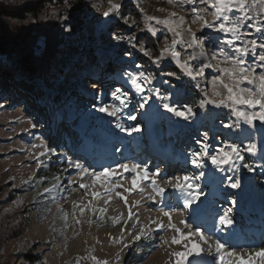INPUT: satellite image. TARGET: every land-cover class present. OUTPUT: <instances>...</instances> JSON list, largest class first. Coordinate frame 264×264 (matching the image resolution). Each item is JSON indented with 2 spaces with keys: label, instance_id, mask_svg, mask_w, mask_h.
<instances>
[{
  "label": "rangeland",
  "instance_id": "rangeland-1",
  "mask_svg": "<svg viewBox=\"0 0 264 264\" xmlns=\"http://www.w3.org/2000/svg\"><path fill=\"white\" fill-rule=\"evenodd\" d=\"M34 1L0 0V7L13 10ZM113 2H122V18L119 20L103 16V12L108 7V0H70L71 7L66 9L60 6L57 1H54L52 5L45 3L44 10L37 17L43 22L45 19H41V17L46 15L50 17L55 12L59 18L58 34L60 35L57 39L58 53L56 54L59 61L53 62L49 66L52 76L49 78L48 84H44L38 78L31 81L20 79L15 82L0 80V264H77V258H79V264H93L91 259H85V257L90 256H94L98 261L107 262V264H171L168 253L172 250H180L179 246L169 248L166 245H161V239L171 237L172 233L168 231H152L146 238L131 243V238L127 237V233H134L135 230L132 225L120 224L113 226L110 221V218L114 217V210L120 208V204L115 200L118 198L116 190L110 196H105L103 190L97 186V189L101 191V196L92 203L96 208L107 209L102 220H97L96 216L90 212H85L84 216L81 217L78 211L77 218L82 222L76 224L72 219L73 201L87 203L91 200V194L89 192L88 195H85V190L79 188L81 181L77 178L75 169L74 173L76 174H73L71 178H77L78 185L68 183L70 178L68 174L73 171V169L65 171L68 168V163L63 162L65 159L67 162L70 159L69 155L66 156L67 150L64 146V143L69 140L68 135L71 130L75 133L78 132L79 125L82 124L92 125L91 133L94 131L97 137L102 132H108V125L111 122L108 121V125L105 126L106 123L103 124L104 119L97 117L100 112L96 109L106 104L108 106L112 105L115 102L111 98L113 90H109V85L114 84L115 87H123L132 91V86L125 81L123 74L125 71L138 72L139 69L134 67V63L142 64L145 69L154 74L158 71L147 57L136 49H132L127 41H117L113 37L117 35L129 38L135 37L136 39L133 42L137 44V48L140 44H144L152 50L153 56H156L164 47L166 38L170 43L172 33L168 31L167 27L158 25L155 21L150 23L158 29L156 36H152L146 30L142 32L140 29L144 28L146 17L152 16L162 21L168 19L169 13L173 11L177 13V17H185V23L181 28L185 41L188 40V28H191L198 35L200 33V23L192 22V6L190 5L173 7L168 3V0H113ZM195 7L206 9L202 14L209 21L212 20L211 10L207 9L206 5L196 4ZM64 15L69 18L67 20L63 19ZM231 15L234 16L236 13ZM177 17L171 19L176 20ZM46 19L52 21L53 18ZM125 19L128 20V24L124 23ZM133 21H136V23H132ZM247 23H250V21H245V24ZM29 24L31 30L37 28V21H32L29 18L22 22H13L11 25L22 29ZM129 25L131 26L129 27ZM244 31L248 33L245 39H257L259 41L264 37V33H258L255 29L245 27ZM212 34L219 35L217 33ZM37 41L39 44L41 43L40 38ZM177 50L181 51V60L183 61L185 55L183 49L178 45ZM128 51L132 53L131 57L125 55V52ZM188 51H191V49ZM246 59L251 61V55ZM212 63L215 64L216 61H212ZM164 66L167 70L177 73L181 79L159 77L160 80L169 79L170 81L168 85L161 86L162 90H167L170 95H176V98L182 103L186 101L188 105L193 106L194 111L197 113L195 119L185 121L177 118L165 112L159 105V101L155 97H151L150 104L144 110L133 111L132 107L129 106L119 114V122L125 128L138 124L141 128L139 133L129 135L127 132L116 128L117 118H115L114 127L109 131L110 135L108 132V136H105V142L98 143L96 141L95 145L105 147L107 139L111 137H117V140L123 139L127 145L139 144L137 149L139 153H136L137 155L135 154L127 163L142 162L148 168H153L154 171L159 170L165 173L167 166L163 162H160L161 165L158 167L157 162L147 163L146 160H150V156H147V158L142 156V146L148 138L152 140L150 145H155L156 141L161 140V137H166L168 133L171 134L172 139L167 144L170 145L174 158L177 154L180 155L175 158L178 160L183 158V154L199 150L200 144L204 142V132L209 134L207 143L209 144V151L212 153H215L216 149L223 148L225 144L235 142L241 148L244 160L238 162L236 168L224 166L225 170L219 172L208 162L209 164L202 169L205 175L196 181L200 186L197 190L200 199L190 206L194 209H200L204 205L208 207L212 201L216 200L218 203L220 202V207L216 208L215 217L217 215L222 216L231 209L229 215L234 222L241 224L242 221H246L248 225L252 226L262 224L263 228L264 222L260 223L258 219L263 217L259 213L264 215V207H261L260 210L251 207L249 202L253 200L252 198L248 199L246 193L248 191L256 193L259 192V187L264 188V124L257 120L254 122L255 127H249L238 121L229 109H215L210 105L206 106L205 109L195 108V105L203 98V93L195 87L196 82L190 81L188 77L184 76L182 70L171 61L170 57L165 58ZM8 70H10V67L6 66L3 58L0 57V72H7ZM205 71L207 76L199 78V83L201 89H206L208 96H211L212 78L216 73L211 68L205 69ZM75 81L79 83L73 85L72 83ZM9 83L14 85V89H16L15 85L18 83L17 86L24 88L26 93L28 90L30 92L27 93L29 97H32L30 95L32 94L34 97L37 95V97H43L44 99L48 98L51 102L49 104H52L50 105V108L53 109L52 112L58 118L63 117L60 119V124L62 125L63 121H66L65 125L68 127L65 126L63 131L61 130L62 127H59L58 135H50L47 133L48 131H43L44 123L35 120L31 111L27 116L28 110L25 112L27 106L21 104L19 96H11L15 99L14 103L5 98L7 97L5 92ZM188 85H191V87H187ZM54 94L55 96L52 99ZM242 110L255 112L259 109L243 108ZM32 112L37 113L33 110ZM129 114L136 116V120L129 119ZM158 118L161 120V126L155 124V120ZM73 121L76 122L75 125L78 124L77 127L72 126ZM7 122L10 123L8 128L2 126ZM225 123L232 124L233 127L225 128ZM33 124L36 126L33 127ZM237 124L240 126L236 127ZM147 127L152 128V131L156 133L149 132ZM220 136H226L227 138H221ZM85 137L89 138L90 134ZM182 137L186 139L183 141L184 143L190 144L188 149L184 146L181 148L175 142ZM42 142L46 146L58 147L57 155L50 158L40 157L39 154L43 149L33 147V145L39 146ZM113 143L117 145L119 141ZM248 143L256 145L255 155L246 151ZM158 145L164 146L165 144L158 141ZM133 147L132 145L131 148ZM116 151L118 150L116 149ZM112 153L115 154L114 150H112ZM119 153L120 150L116 158H119ZM90 156H92V153ZM35 157L45 161L43 167L53 166L61 173L59 181L56 182L59 184V188L51 194L46 193L42 196H36L34 201L33 197L36 191L39 190L38 185L34 183V177L36 171L42 167L37 169ZM143 158L144 161H142ZM175 159L173 161L177 162ZM244 163L249 164L252 171L243 167ZM188 164V169L179 168L176 171H171L179 175L198 176L201 169L197 171L191 160L188 161ZM30 176L33 177V180L28 184H24L23 181L28 180ZM236 176L241 179V186L238 189H232L227 185ZM88 178L85 176L82 182L90 184L91 181ZM122 183L124 188L130 187L126 180ZM47 187L51 188L52 185ZM43 188L39 191L42 192ZM73 193H76V196ZM105 199L110 202L105 204ZM112 199L115 201L112 202ZM170 200L172 201L171 198ZM258 200L263 202L264 194ZM19 201H23V204H18ZM151 203L148 207H142V210L148 213L147 222L142 223L146 228L151 220L164 219L157 211L158 208L163 207V204ZM245 204H249L246 209L242 207ZM223 206L224 208L221 209ZM129 208H131L135 220L138 217L136 211L138 209L134 208L133 205H123L121 212L123 211L122 213L128 217ZM183 209L174 213V222L178 226V221L182 215L187 221H191V219H188L187 214H183V211L185 212ZM188 209L190 208L188 207ZM209 210L210 212L214 211L212 208H209ZM61 212L68 214V227L66 229L64 221L59 215ZM198 213L200 215V212ZM201 217L203 218V216ZM138 219L141 221L140 217ZM89 220H91V223H88ZM105 223L106 227L101 229V225ZM212 226L211 223L205 228L210 232L213 241H220L219 237L216 236L217 234L220 236V232L211 231ZM215 226L217 228V224ZM122 227L125 231L126 242L130 243V247L126 249H122V245L113 242L114 238L120 236ZM257 231L258 228L256 227L255 232ZM247 232H249V229L244 234ZM255 238L251 237V233L246 237L243 236L238 239L236 237L235 243L240 244L241 247L229 248L235 249L238 255H245L249 251L255 252L261 248L251 247L252 242L258 243ZM65 240H67L66 246ZM220 242L223 243V241ZM117 253H119V259H117ZM205 258L209 261L212 259L207 255V252H205Z\"/></svg>",
  "mask_w": 264,
  "mask_h": 264
},
{
  "label": "snow or ice",
  "instance_id": "snow-or-ice-1",
  "mask_svg": "<svg viewBox=\"0 0 264 264\" xmlns=\"http://www.w3.org/2000/svg\"><path fill=\"white\" fill-rule=\"evenodd\" d=\"M168 3L173 7L192 6V22L201 25L199 35L188 28V40L185 41L181 32L185 17H177V13L173 11L169 13L168 19L162 21L152 16L146 17L144 28L140 29L142 32L146 30L152 36H156L158 29L150 23L155 21L156 24L167 27L168 31L172 33L170 43L166 38L164 47L156 56H153L152 50L144 44H140L137 48V44L133 42L135 37L114 36L113 38L117 41H127L132 49H136L147 57L158 71L154 74L145 69L142 64L134 63V67L139 71H125L123 74L125 81L132 86V91L123 87H115L111 92V98L117 103L101 106L96 111L117 118L116 128L127 132L129 135L139 133L141 128L138 124L125 128L119 122V114L129 106L132 107L133 111L144 110L150 104L151 97H155L159 101V105L165 112L185 121L194 120L197 113L193 106L188 105L186 101L182 103L176 98V95H170L167 90H162L161 86L168 85L170 81L169 79L160 80L159 77L181 79L177 73L165 68V58L170 57L171 61L182 70L183 75L188 77L190 81L196 82V89L203 93V98L195 105V108L205 109L206 106L210 105L215 109H229L238 121L249 127H255L254 122L257 120L264 124V37L259 41L257 39H245L248 33L244 31L246 27L255 29L258 33H264V0H168ZM196 4L206 5L207 9L211 10V21L202 14L206 9L195 7ZM122 6V2L114 3L113 0H108V7L103 12V16L121 19ZM70 7V0H65V8ZM158 10L162 11L163 9ZM232 13H236V15L233 16ZM172 17H177V19L173 20ZM46 18H56L55 12L50 17L47 15L41 17V19ZM68 18L67 15L63 16L65 20ZM245 21H250V23L245 24ZM124 23L128 24V20L125 19ZM132 23H136V21ZM205 30L210 31L206 32ZM178 45L185 54L183 61L181 60V51L177 50ZM189 49L191 51H188ZM125 55L131 57L132 53L128 51L125 52ZM249 55L252 57L251 61L246 59ZM212 61H216V63L213 64ZM208 68L216 73L212 78L211 96H208L206 89H201L199 83V78L207 76L205 69ZM187 87H191V85ZM243 108L259 110L251 112L244 111ZM128 118L133 121L136 120V116L131 114ZM32 126L35 127L36 125L33 124ZM239 126V124L236 125V127ZM224 127L231 128L233 125L225 123ZM208 140L209 134L204 132V142L200 144L198 151L191 154L192 165L201 169L198 176H166L162 171L151 170L142 162H121L118 167L108 166L100 171H90V166L69 159L68 168L65 171L75 169L77 178L81 181L79 188L85 190V195H88L89 192L91 194V200L87 203L73 201L72 219L76 224L82 222L77 218L78 211L81 217L84 216L85 212H90L96 216L97 220H102L107 209L96 208L92 203L101 196V191L97 189V186L103 190L105 196H110L114 190L119 188H123L124 193L137 192L143 196L144 191L150 189L148 199L156 203L155 197L160 198L159 202L163 204V207L158 208L157 211L164 219L151 220L147 228L145 226L137 228L139 223L137 217L132 223L134 233H127V237L131 238V243L146 238L152 231H168L172 235L168 239H161V245H166L169 248L179 246L180 248V250H172L168 253L171 264H264V246L255 252L249 251L245 255H238L235 249H230L219 240L213 241L211 235L202 230L204 221L200 215L194 216L191 221H187L182 215L179 226L174 222V213L178 210L181 200L183 207L187 209L200 199L197 191L200 186L196 181L205 175L202 171L205 161L210 162L213 168L219 172L225 170L224 166L236 168L238 162L244 160L242 150L235 142L225 144L223 148L216 149L215 153H212L209 151ZM33 147L43 149L39 154L40 157L50 158L57 155L55 148L46 146L43 142L41 145H33ZM246 151L255 155L256 145L248 143ZM35 159L37 161L36 167L39 169L45 161L39 157H35ZM243 167L252 171L251 166L247 163H244ZM85 176L90 178V184L82 182ZM77 178L69 180L68 183H75ZM31 180H33L32 176L28 180H24L23 183L28 184ZM42 180L43 178H40V181ZM54 180L59 181V177H54ZM125 180L130 187H123L122 181ZM227 186L238 189L241 186V179L239 176L233 177L232 182ZM58 188L59 184L53 183L51 188L44 187L42 192L37 190L33 200L35 201L36 196L51 194ZM166 188L172 189L171 199L175 206L168 204L165 198ZM116 195L127 206L125 195L119 191L116 192ZM108 203L109 200L105 199V204ZM18 204H23V201H19ZM230 212L231 209L219 218V225L233 226L234 221L229 215ZM59 215L63 219L66 229L68 227V214L61 212ZM131 220H133L131 208H129L127 219H124L122 215L110 218L113 226L120 224L127 226ZM88 223H91V220ZM220 230L223 228H216L213 224L211 231ZM113 242L122 245V249L130 247V243L126 242L123 227L120 230V236L114 238ZM66 244L67 240H65V246ZM205 252L209 257H212L210 261L205 258ZM85 259H91L93 264H107V262L98 261L94 256L85 257ZM117 259H119V253H117ZM77 264H79V258H77Z\"/></svg>",
  "mask_w": 264,
  "mask_h": 264
},
{
  "label": "bare ground",
  "instance_id": "bare-ground-1",
  "mask_svg": "<svg viewBox=\"0 0 264 264\" xmlns=\"http://www.w3.org/2000/svg\"><path fill=\"white\" fill-rule=\"evenodd\" d=\"M103 77L104 76L102 75V78ZM0 80H7V79H5L4 77L0 76ZM8 81L9 82H15V81H18V80L8 79ZM78 83L79 82L75 81L72 84L74 85V84H78ZM17 85H18V83L15 85L16 89H14V85L9 83V86H7V88H6L7 90L5 92V95L7 96L6 98H9L8 100H10V102L14 103L15 99L13 97H11V96L12 95L17 96V97L19 96L20 99H21V103H23V104H25L27 106L26 107L27 108L26 110H28L27 116H29L30 111H31V113H33L32 110L34 112L36 111L37 113H33V114L36 116L37 121L40 120L41 123H44V125H43L44 128L42 129L43 131H46V132L48 131L47 133L50 134V135H55V134L58 135L59 130H60L59 127H62L61 128L62 131H63V129H65V126L68 127L67 125H65L66 121H63L64 123H62V125L60 124V119H62L63 117H59L58 118L56 116V114H54V112H52L53 109L50 108V105H52V104H49L51 102H50V100L48 98L44 99L43 97H37L36 94H35L36 97H34V95H32V94H30L32 97H29L27 95V93L29 94L30 92L27 90V93H26L24 91V88H21V86H17ZM2 87H3V85H2ZM54 96H55V94L53 95L52 99L54 98ZM114 103H117V102H114ZM4 104L7 105L6 103H4ZM97 117L104 119L103 120V124L106 123L105 126H107L108 123L111 122L110 125H108V129H109L108 132L114 127L113 124H114V119L115 118H110L109 116H107V115H105L103 113H100ZM9 124L10 123L7 122L5 124H2V126L8 128ZM71 124H72V126H75V127L78 126V124L75 125L76 124L75 121H73ZM155 124L161 126V120L159 118L156 119L155 120ZM79 126L80 127L78 129V132L75 133V132H72V130H71V133L68 135V139H69L68 142H67V145L69 146L68 149H70L73 152L74 155L78 154V155H81V156L85 157L90 163H97V164L102 165L105 162H109V163L111 162V163H114V165H112L111 167H117L118 163L116 162L117 160H116L115 154L112 153V150H114V148H113L114 145L109 144V141L111 140L112 143H113V142H118L119 140H117L116 137L115 138L111 137V138L107 139L105 147L99 146L97 144L95 145L96 141L98 143L105 142L104 138H105V136H108V132L105 131V134H102L100 137H97V136H95L96 134H95L94 131L91 133V126L92 125H90V124H82V125H79ZM9 129H11V128H9ZM56 131H57V133H56ZM148 131L149 132L152 131V128L151 129L148 128ZM106 132H107V134H106ZM152 132H155V131H152ZM87 134H90L89 138L85 137ZM109 135H110V132H109ZM184 138L185 137H182V138L179 139V141H175V142L178 143L181 146V148H182V146H184V147H186V149H188L190 144L187 143V142L184 143L183 141L186 140ZM160 139L161 140H158V141L161 142V143H164L165 144L164 146H159L158 145V141H156L155 145L153 144L154 146L150 145V143L152 144V140L150 138H148V140H146L145 144H143V146H142L143 147V150L141 151L142 156H144V158H147V156H150L151 158H150L149 162H157L158 164L160 162H163V164L167 166L165 168L166 171L164 173L166 176L179 175L176 172L171 171V170H175L176 171L179 168L180 169H188L189 167H188V164H187L186 161L187 160L188 161L191 160L192 152L191 153H187V154H183V158H182L183 160L182 159L181 160L175 159L179 154H177L175 156V158H174V156L171 153L172 151L170 149V145L167 144L172 139V135L168 133L166 135V137H161ZM187 141H188V139H187ZM132 145L136 149H138V145L131 144V146ZM48 146H50V145H48ZM55 149L57 150L58 147L55 148ZM89 152L92 153V156H90L91 153L89 154ZM129 154H130V152L127 151L125 153V157L127 155H129ZM174 159L177 160V162L175 161L176 163L173 161ZM127 162H128V160H126L124 163H127ZM207 164H209V163L207 161H205L204 162V166H206ZM151 169L154 171L153 168H151ZM197 171H198V169H197ZM181 176H183V175H181ZM88 180L90 181V178H88ZM75 184L78 185V182L75 183ZM142 187H143V185H142ZM117 191H119V192L123 193V195H125V197L127 199V204L136 205V206H133V207L134 208L136 207L138 209L136 211H137L138 217L141 218V221H139V223L137 224V228H139L140 226H143L142 223H146L147 222L146 220H147V217H148V213L146 211L142 210V207H148L149 205L152 204L151 202H153V200L148 199V197L150 195V189L145 190L144 193H143V196H141L137 192H132L130 194L129 193L124 194L122 188L116 189V192ZM258 191L259 192H256V193L248 191L246 193V196L248 197V199L252 198V200H253L252 202L251 201L249 202L251 207L253 206L254 208H257V209L260 210L261 207L262 208L264 207V201L260 202L258 200V198H260L261 195L264 194V188L259 187ZM171 194H172V189L171 188H166L165 198H166L167 202L170 200ZM73 195L76 196V193H73ZM132 197L134 199H131ZM113 200L114 199H112V202H113ZM115 200L117 201V203L120 204L119 205L120 208L119 209L116 208V210H114V212H113L114 217L122 215L123 218L127 219L128 218V217H126L127 215L125 216L122 213L123 211L121 212L122 206L125 205V202L123 200H120L119 198H117ZM155 200L158 203H160L159 202V200H160L159 197H155ZM121 203H123V204H121ZM249 204H245L242 207L244 209H246V208H248ZM219 205H220V202L218 203L216 200H214V201L211 202V204L208 207H207V205H204L200 209L197 208L198 210L196 208L194 209L191 206H189V208H190V210L193 208L192 210H194L195 212H200V216H203V221H204L203 229L207 230L205 227H208L209 224L211 225V223L213 222V219L215 220L216 218L221 216V215L220 216L217 215V217L214 216L213 219H211V216L215 214V212H216L215 210H216L217 207H219ZM182 208H183V201L181 200L179 202L178 210H181ZM209 208H212V210H214V211L210 212ZM202 212H204V213L201 214ZM187 213H188L187 211L186 212L183 211L184 215H186ZM259 214H260V216H263V217H260L258 220H259L260 223L261 222L263 223L264 222V215H263V213L262 214L259 213ZM253 216H254V214H253ZM133 222H135L134 217H133V220L128 222L127 226L132 225ZM244 223L247 226H250V227H248L249 232L244 234V231L239 230V232H236L235 234L228 233L227 238L230 237V240L228 241V244L229 245L232 244L231 246H233V247L239 246V248H240L241 247L240 244H236L235 243V238L237 237V239H238V238H242L243 236L246 237V235H248L250 233H251V237H254V238L256 237L255 240H257L258 243H263L264 242V226L262 228V226H261L262 224L259 225V226H257V225L256 226L248 225L246 221ZM219 226L221 228H223V229L226 227V226H221V225H219ZM256 227L258 228L257 232H255V228ZM230 229H231V227L227 226V230L230 231ZM252 244H254V243L252 242L250 244L251 247H253Z\"/></svg>",
  "mask_w": 264,
  "mask_h": 264
},
{
  "label": "trees",
  "instance_id": "trees-1",
  "mask_svg": "<svg viewBox=\"0 0 264 264\" xmlns=\"http://www.w3.org/2000/svg\"><path fill=\"white\" fill-rule=\"evenodd\" d=\"M57 1L65 8V0H35L32 3L22 5L17 9L6 10L0 7V57L3 58L6 66L10 67L7 72H0V76L5 79L31 81L40 79L44 84H48L52 76L50 67L53 62L59 61L56 58L58 53L57 39L60 37L59 18L45 19L41 22L37 17L45 8V3L52 5ZM42 16V15H41ZM37 21V28L31 30V25H26L22 29L11 25L13 22H22L25 19ZM41 39V43L37 41ZM106 90V88H105ZM227 138L226 136H220ZM61 171L53 166L41 167L36 171L34 183L40 190L56 183L54 177H59ZM40 178H43L40 181ZM106 227V223L101 225V229Z\"/></svg>",
  "mask_w": 264,
  "mask_h": 264
}]
</instances>
